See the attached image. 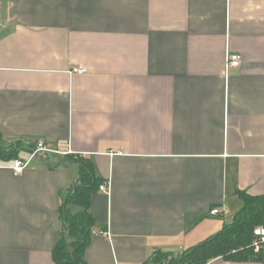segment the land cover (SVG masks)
Masks as SVG:
<instances>
[{"label":"crops","instance_id":"1","mask_svg":"<svg viewBox=\"0 0 264 264\" xmlns=\"http://www.w3.org/2000/svg\"><path fill=\"white\" fill-rule=\"evenodd\" d=\"M0 8V143L22 159L40 140L60 151L19 174L0 160V264H56L62 204L79 177L71 154L108 184L91 197L87 264L182 252L234 217L238 190L264 194V0ZM228 52L240 66L228 67Z\"/></svg>","mask_w":264,"mask_h":264},{"label":"trees","instance_id":"2","mask_svg":"<svg viewBox=\"0 0 264 264\" xmlns=\"http://www.w3.org/2000/svg\"><path fill=\"white\" fill-rule=\"evenodd\" d=\"M17 157L16 152L0 143V160L8 162ZM68 157L79 164V177L62 204L64 230L55 245L53 256L56 264H87L84 254L91 241L95 222L90 210L91 197L100 188L102 180L89 158L73 154ZM237 194L244 205L221 230L182 252L156 250L143 264H207L217 257L231 261L260 260L263 255L253 251L252 241L254 229L264 225V194L251 195L242 190H238ZM70 204L78 205L81 209L72 212Z\"/></svg>","mask_w":264,"mask_h":264},{"label":"built area","instance_id":"3","mask_svg":"<svg viewBox=\"0 0 264 264\" xmlns=\"http://www.w3.org/2000/svg\"><path fill=\"white\" fill-rule=\"evenodd\" d=\"M1 15V8H0ZM241 64V56L239 54L228 52L227 56V65L231 66H240ZM79 72H83V70H79ZM59 150H56L50 147L44 140L38 141L36 147L31 151L30 158L22 159L20 157L14 158L11 161L3 164L2 166L8 167L12 169L16 174L21 173L30 163V160L33 157H47L52 153H59ZM100 189L106 190L108 189V184H101ZM212 214H219L220 210L218 208H214L211 210ZM252 249L258 255L264 256V225L257 226L254 229V238L252 241Z\"/></svg>","mask_w":264,"mask_h":264},{"label":"rangeland","instance_id":"4","mask_svg":"<svg viewBox=\"0 0 264 264\" xmlns=\"http://www.w3.org/2000/svg\"><path fill=\"white\" fill-rule=\"evenodd\" d=\"M233 220V215L230 214V216H228L227 218L224 219L225 223H229Z\"/></svg>","mask_w":264,"mask_h":264}]
</instances>
